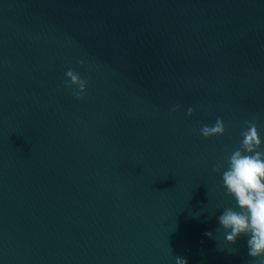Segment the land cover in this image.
Segmentation results:
<instances>
[{
	"label": "water",
	"instance_id": "95a60500",
	"mask_svg": "<svg viewBox=\"0 0 264 264\" xmlns=\"http://www.w3.org/2000/svg\"><path fill=\"white\" fill-rule=\"evenodd\" d=\"M252 119L264 0H0V264H257L212 171Z\"/></svg>",
	"mask_w": 264,
	"mask_h": 264
},
{
	"label": "clouds",
	"instance_id": "9594fccd",
	"mask_svg": "<svg viewBox=\"0 0 264 264\" xmlns=\"http://www.w3.org/2000/svg\"><path fill=\"white\" fill-rule=\"evenodd\" d=\"M83 65L85 61L79 60ZM64 85L77 99H83L88 93L92 76H82L74 68L65 73ZM177 104L172 111L180 109ZM195 108L189 107L191 116ZM222 117H217L211 125H203L199 131L204 137L222 136L227 130ZM223 160L212 166V171L221 174L219 185L233 201L232 205L220 210L217 217L219 229L223 230V239L228 244H236L241 237H246L247 254L264 264V132L255 120L243 121L239 132L238 146L228 149ZM212 236L211 231L205 233ZM175 264H188L187 258L175 257Z\"/></svg>",
	"mask_w": 264,
	"mask_h": 264
}]
</instances>
